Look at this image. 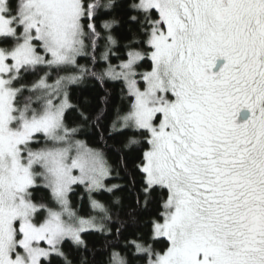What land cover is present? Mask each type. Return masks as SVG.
Listing matches in <instances>:
<instances>
[{
    "label": "snow or ice",
    "instance_id": "obj_1",
    "mask_svg": "<svg viewBox=\"0 0 264 264\" xmlns=\"http://www.w3.org/2000/svg\"><path fill=\"white\" fill-rule=\"evenodd\" d=\"M117 2L0 0V264H51L54 255L72 264L65 241L86 251L82 233L107 231L77 215L68 199L83 184L91 207L110 220L91 193L119 187L105 188L110 168L102 152L74 140L78 129L65 123L66 110L77 107L69 86L89 76L126 83L134 100L109 134L145 133L144 203L153 189L166 192L152 238L167 247L133 241V256L146 254V264H264V0H128L129 24L138 27L125 45L128 58L119 72L109 65L97 74L78 58L95 61L102 37L95 18ZM118 25L115 17L100 21L102 60L117 44ZM142 43L145 51L131 47ZM146 56L151 70L139 74L141 87L136 67ZM40 69L30 86L20 83ZM52 70L71 74L49 84ZM38 137L43 147H35ZM137 143L130 137L125 147ZM36 188L47 189L58 209L35 202ZM112 264L128 261L113 253Z\"/></svg>",
    "mask_w": 264,
    "mask_h": 264
},
{
    "label": "trees",
    "instance_id": "obj_2",
    "mask_svg": "<svg viewBox=\"0 0 264 264\" xmlns=\"http://www.w3.org/2000/svg\"><path fill=\"white\" fill-rule=\"evenodd\" d=\"M127 4L128 0H118L113 12L102 13L95 18L97 29L102 33L101 39L97 41L96 59L92 61L90 57L78 58V62L85 65L91 72L100 74L105 72L109 65L117 67L127 60V52L130 49L125 45L131 39L133 32L138 34L137 25L129 24ZM153 16H156L155 12H153ZM112 17L119 20V25L112 29L117 44L112 47L109 59L102 60L100 55L104 52L107 41L103 38L106 33L100 28V21ZM131 47L140 51H145L147 48L143 43L131 45ZM149 70H151V61L146 56L145 60L139 62L138 71L142 73ZM69 74L71 73L66 71L57 73L52 70L48 77V83L53 84L57 75ZM43 75V69L36 73H26L20 83L30 86L33 81ZM68 91L70 103L77 106L66 110L64 115L66 125L69 128L78 129L73 139L83 141L88 147L102 152L111 173L108 184L119 185V187L112 192L101 190L91 193L93 199L106 206L108 215L111 216L110 220L104 219L105 214L99 209L91 207L85 186L79 185L72 188L68 196L71 208L83 218L98 217L102 219L107 231L82 233V238L87 245L86 251L82 248L78 250L69 241H65L61 246L62 251L67 254L72 264H80L81 257L86 259V264H112L113 253H119L120 256L126 258L128 264H146V254L138 257L133 256L136 251L133 241L145 246L150 244L155 251H162L167 247V241L164 238H152L153 221L162 222L160 213L163 211L162 202L166 192L153 189L147 197V204L144 203L146 195L142 189L145 185L140 165L143 152L148 148L144 139L145 133L128 129L112 131L111 135L109 134L113 121L118 122L117 128H119V117L130 111L134 98L129 95L123 81L105 78L101 83L91 76L78 86H69ZM23 95L27 96L29 93L25 92ZM81 111L89 117L88 121L82 119ZM98 111L103 113L102 119L94 126L93 118ZM130 137H135L139 143L125 147ZM38 139L39 143L35 147H43V139L40 137ZM33 199L35 202L43 201L50 207L58 209V206L51 200L47 189L36 188L33 191ZM137 199H139V204ZM51 264H64V262L54 255L51 257Z\"/></svg>",
    "mask_w": 264,
    "mask_h": 264
},
{
    "label": "rangeland",
    "instance_id": "obj_3",
    "mask_svg": "<svg viewBox=\"0 0 264 264\" xmlns=\"http://www.w3.org/2000/svg\"><path fill=\"white\" fill-rule=\"evenodd\" d=\"M40 51L42 52L43 50L40 49ZM222 61H223V60H222ZM221 65H222V64H221ZM218 67H219V66H218ZM113 68H115L117 72L120 71L119 66H117V67H113ZM107 69H108V68H107ZM107 69H106L105 71H107ZM136 71H137L136 79L138 80L140 86L142 87V86H143V81L140 79V75H139L140 72L138 71V65H137V67H136ZM116 80L123 81V79H116ZM123 82H124V81H123ZM124 83H125V82H124ZM125 85H126V83H125ZM126 87H127V86H126ZM54 102L58 103V102H59V99H56ZM128 129L133 130L131 127L127 128V129H124V130H128ZM73 174H74V175H79L78 170H74V171H73ZM110 178H111V173H110V175H109L107 178H105L104 181H103V184L105 185V188H111V187H112V185L108 184V180H109ZM79 185H81V186H85V185H83V184H75V185L72 186V188H73L74 186H79ZM101 190H104V189H101ZM101 190H99V191H101ZM70 192H71V191H70ZM70 192H69V193H70ZM68 196H69V195H68ZM90 218H91V217H90ZM93 218H95V219L97 220V222H99V223H103V220H102V219H100V218H98V217H93ZM85 219H88V218H85ZM103 224H104V223H103ZM89 231H94V230H89ZM87 232H88V231H87ZM43 246H46V245H43ZM142 255H144V254H142Z\"/></svg>",
    "mask_w": 264,
    "mask_h": 264
},
{
    "label": "water",
    "instance_id": "obj_4",
    "mask_svg": "<svg viewBox=\"0 0 264 264\" xmlns=\"http://www.w3.org/2000/svg\"><path fill=\"white\" fill-rule=\"evenodd\" d=\"M223 63H224V61L220 60V61H218V65L217 66H220Z\"/></svg>",
    "mask_w": 264,
    "mask_h": 264
},
{
    "label": "flooded vegetation",
    "instance_id": "obj_5",
    "mask_svg": "<svg viewBox=\"0 0 264 264\" xmlns=\"http://www.w3.org/2000/svg\"><path fill=\"white\" fill-rule=\"evenodd\" d=\"M219 69V67L217 66V69L216 70H218Z\"/></svg>",
    "mask_w": 264,
    "mask_h": 264
}]
</instances>
